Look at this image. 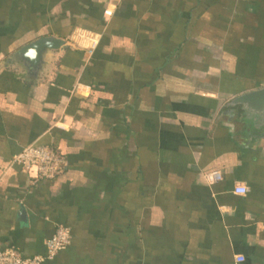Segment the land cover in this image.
<instances>
[{"label":"crops","instance_id":"obj_1","mask_svg":"<svg viewBox=\"0 0 264 264\" xmlns=\"http://www.w3.org/2000/svg\"><path fill=\"white\" fill-rule=\"evenodd\" d=\"M44 37L36 78L10 59ZM263 88L264 0H0V249L65 226L44 264H264L263 143L226 113ZM32 145L65 171L34 183Z\"/></svg>","mask_w":264,"mask_h":264},{"label":"built area","instance_id":"obj_2","mask_svg":"<svg viewBox=\"0 0 264 264\" xmlns=\"http://www.w3.org/2000/svg\"><path fill=\"white\" fill-rule=\"evenodd\" d=\"M112 10L104 11L105 17H111ZM88 47L95 49L98 39L91 37ZM264 152V142L262 144ZM49 146H28L14 157V161L27 174H33V182L40 180H52L60 176L66 169L67 159ZM206 179L210 184H216L223 180V175L219 171L206 174ZM242 194L243 191L236 190ZM72 241L71 230L65 226H59L54 234L46 241V252L43 255L26 256L16 248L0 249V264H44L53 260L57 254L66 250Z\"/></svg>","mask_w":264,"mask_h":264},{"label":"water","instance_id":"obj_3","mask_svg":"<svg viewBox=\"0 0 264 264\" xmlns=\"http://www.w3.org/2000/svg\"><path fill=\"white\" fill-rule=\"evenodd\" d=\"M68 46L65 40L54 37H44L36 40L20 50L10 59L19 63L28 73H34L38 78L46 65V58L51 51H63ZM227 106L231 107L226 113L237 115L238 119L248 125L250 132H259L257 138L264 142V88L249 92L235 98ZM24 213L22 218H24Z\"/></svg>","mask_w":264,"mask_h":264}]
</instances>
